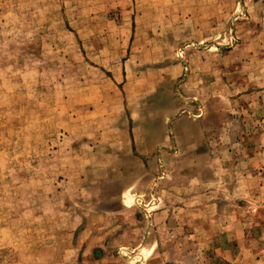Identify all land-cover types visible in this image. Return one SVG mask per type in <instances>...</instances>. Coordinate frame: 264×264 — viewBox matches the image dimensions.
Wrapping results in <instances>:
<instances>
[{"label":"rangeland","instance_id":"374dc122","mask_svg":"<svg viewBox=\"0 0 264 264\" xmlns=\"http://www.w3.org/2000/svg\"><path fill=\"white\" fill-rule=\"evenodd\" d=\"M0 264H264V0H0Z\"/></svg>","mask_w":264,"mask_h":264}]
</instances>
